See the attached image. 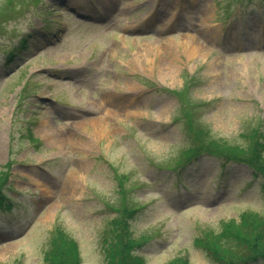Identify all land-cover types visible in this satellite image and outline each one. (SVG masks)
I'll list each match as a JSON object with an SVG mask.
<instances>
[{
	"label": "rangeland",
	"instance_id": "374dc122",
	"mask_svg": "<svg viewBox=\"0 0 264 264\" xmlns=\"http://www.w3.org/2000/svg\"><path fill=\"white\" fill-rule=\"evenodd\" d=\"M13 4L0 17V264H50L56 231L80 264H106L126 200L129 234L149 240L131 249L142 264H222L206 244L233 250L230 223L264 220L262 176L205 150L158 164L195 146L196 128L241 145L264 133V0Z\"/></svg>",
	"mask_w": 264,
	"mask_h": 264
},
{
	"label": "trees",
	"instance_id": "16d2710c",
	"mask_svg": "<svg viewBox=\"0 0 264 264\" xmlns=\"http://www.w3.org/2000/svg\"><path fill=\"white\" fill-rule=\"evenodd\" d=\"M0 11V17L10 9L14 8L12 0ZM18 45L25 48L27 38L21 37ZM7 60L13 58L11 49L7 54ZM177 98H180V93H174ZM194 136L195 146L181 151L177 158L170 164H158L160 166L175 168L182 162L190 161L191 156L197 155L200 150H205L208 153H213L221 156L222 160L231 159L247 166L252 175L262 176V185L264 186V133L258 128H252L244 136L245 144H231L226 141H220L209 136L208 132L202 128H196ZM34 140V139H33ZM193 156V157H194ZM187 160V161H186ZM10 162L6 163L5 169L0 170V208H10V197H7L3 191L7 186L6 182L9 179ZM119 191H124L123 185ZM124 193V192H123ZM131 201V202H130ZM126 200V204L117 209V215L112 221L111 234L114 241L108 246L107 253L114 249L115 243L118 247V252L112 251L107 257L106 264H142L143 257L133 255L131 249L136 246L142 247L148 243V237L144 236L140 241L133 239L129 234L130 226L128 220L134 215L138 209V205L132 203V200ZM242 221L238 224L232 222L226 227L225 235L232 236L235 242V250L218 248L214 243L206 244L207 249L212 253L222 264H250L264 261V220H261L256 213L244 215ZM123 242V243H122ZM116 247V248H117ZM46 260L50 264H80L78 246L75 241L67 238L63 233L57 232L50 239V247L46 253ZM169 264H189V260L179 259Z\"/></svg>",
	"mask_w": 264,
	"mask_h": 264
}]
</instances>
